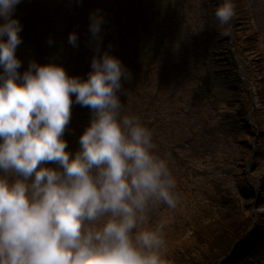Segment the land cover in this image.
<instances>
[{
  "label": "clouds",
  "instance_id": "1",
  "mask_svg": "<svg viewBox=\"0 0 264 264\" xmlns=\"http://www.w3.org/2000/svg\"><path fill=\"white\" fill-rule=\"evenodd\" d=\"M19 3L0 0V264H173L164 224L148 226V211L180 196L152 130L123 110L130 70L104 51L86 77L52 60L21 72ZM235 14V0L214 9L220 24ZM103 22L90 13L97 42ZM68 41L78 46L75 30ZM73 95L92 111L74 153L64 138Z\"/></svg>",
  "mask_w": 264,
  "mask_h": 264
},
{
  "label": "rangeland",
  "instance_id": "2",
  "mask_svg": "<svg viewBox=\"0 0 264 264\" xmlns=\"http://www.w3.org/2000/svg\"><path fill=\"white\" fill-rule=\"evenodd\" d=\"M219 2L20 0L12 13L22 24V43L16 49L21 72L33 59L39 63L52 60L63 64L70 75L86 77L93 55L104 51L118 56L130 70V78H122L119 93L123 110L139 115L152 130L155 151L168 159L180 196L175 208L160 203L148 211V226L163 222L167 236L180 218L205 204L217 187L235 190L240 173L255 193L256 205L247 213L263 210L258 202L264 201V155L258 153L259 137L254 136L253 127L257 123L264 130L258 74L254 54L242 45L240 55L231 47L228 33L235 43V30L247 24L260 34L264 50V0H241L247 19L237 18L232 29L223 30V47L216 34L223 24L214 15ZM94 11L104 16L99 42L89 31ZM73 30L78 46L68 41ZM234 88L239 90L236 96ZM233 97H251L249 119L233 114L235 108L228 104ZM91 116V109L76 103L73 95L71 119L64 132L73 153ZM237 207L233 199L225 203L226 210Z\"/></svg>",
  "mask_w": 264,
  "mask_h": 264
},
{
  "label": "trees",
  "instance_id": "3",
  "mask_svg": "<svg viewBox=\"0 0 264 264\" xmlns=\"http://www.w3.org/2000/svg\"><path fill=\"white\" fill-rule=\"evenodd\" d=\"M235 4L234 17L247 19V11L245 12V7L241 5V0H235ZM231 22L218 28L217 38L220 47L225 44L223 30L227 29ZM245 29L248 31L244 32ZM235 31L234 44L238 53L242 54L241 46L243 45L244 51L248 50L249 53L254 54V67L258 74L256 78L260 86L258 97L264 108V50L261 45V36L247 24ZM238 92L239 90L234 88V96ZM233 98L228 102L235 108L233 114L239 117L246 115L251 105L250 99L248 97L245 100ZM257 126L259 129L258 153L263 156L264 130L259 124ZM257 160L254 163H257ZM262 177L264 182V175ZM237 185L235 190L217 187L205 204H200L188 216L180 218L172 234L169 236L166 234L167 252L173 264H215L234 245L245 242L250 235L251 239L244 244V248L233 251L228 258L236 254L232 264H240L241 261L245 264L247 260L251 261L248 264H264V201L258 202L263 210H255L256 226L251 233L253 218L247 210L254 202L255 193L242 173L237 179ZM230 199L235 200L238 207L226 210L225 203ZM226 261L222 259L219 264H225Z\"/></svg>",
  "mask_w": 264,
  "mask_h": 264
},
{
  "label": "water",
  "instance_id": "4",
  "mask_svg": "<svg viewBox=\"0 0 264 264\" xmlns=\"http://www.w3.org/2000/svg\"><path fill=\"white\" fill-rule=\"evenodd\" d=\"M230 43H231V47L233 48V43H232V41H231V39H230ZM250 114V113H249ZM256 204H255V202H254V206H255Z\"/></svg>",
  "mask_w": 264,
  "mask_h": 264
}]
</instances>
